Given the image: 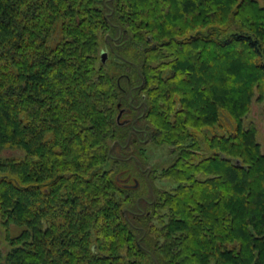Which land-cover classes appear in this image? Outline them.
I'll return each mask as SVG.
<instances>
[{
  "label": "trees",
  "instance_id": "16d2710c",
  "mask_svg": "<svg viewBox=\"0 0 264 264\" xmlns=\"http://www.w3.org/2000/svg\"><path fill=\"white\" fill-rule=\"evenodd\" d=\"M254 99L264 2L0 0L2 264H264Z\"/></svg>",
  "mask_w": 264,
  "mask_h": 264
},
{
  "label": "rangeland",
  "instance_id": "374dc122",
  "mask_svg": "<svg viewBox=\"0 0 264 264\" xmlns=\"http://www.w3.org/2000/svg\"><path fill=\"white\" fill-rule=\"evenodd\" d=\"M263 3L264 0H258ZM107 49V48H106ZM124 119V117H122ZM223 124L229 127V119L224 117ZM244 125H253L257 130V140L260 142L262 148H264V106L263 103L254 99L251 103L250 109L244 118ZM19 151L15 148H1L0 157L4 158L6 156L18 155ZM143 168L151 167L156 170L155 175H159L162 168L167 167L172 160V155L169 153V148L163 146H156L153 143L148 144L145 147V157H144ZM153 174V173H152ZM154 175V174H153ZM132 182V178L130 180ZM130 182V183H131ZM153 184L158 188L169 189L171 188L170 181L166 179H155ZM21 230L20 227L16 225H10L5 227L0 218V264L3 263L5 254L9 249L8 236H15Z\"/></svg>",
  "mask_w": 264,
  "mask_h": 264
},
{
  "label": "water",
  "instance_id": "95a60500",
  "mask_svg": "<svg viewBox=\"0 0 264 264\" xmlns=\"http://www.w3.org/2000/svg\"><path fill=\"white\" fill-rule=\"evenodd\" d=\"M102 59L104 60L107 56V53L105 51L102 52ZM122 115V110L119 111L118 115H117V120L119 121V119L121 118Z\"/></svg>",
  "mask_w": 264,
  "mask_h": 264
}]
</instances>
